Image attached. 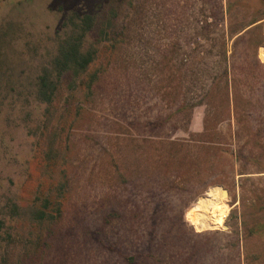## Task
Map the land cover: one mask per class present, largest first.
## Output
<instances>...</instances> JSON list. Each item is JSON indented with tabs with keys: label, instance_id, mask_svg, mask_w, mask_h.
I'll return each instance as SVG.
<instances>
[{
	"label": "rangeland",
	"instance_id": "374dc122",
	"mask_svg": "<svg viewBox=\"0 0 264 264\" xmlns=\"http://www.w3.org/2000/svg\"><path fill=\"white\" fill-rule=\"evenodd\" d=\"M83 13L92 61L36 102ZM0 34L20 80L0 88L17 96L0 103V264H264L262 0H0Z\"/></svg>",
	"mask_w": 264,
	"mask_h": 264
},
{
	"label": "trees",
	"instance_id": "16d2710c",
	"mask_svg": "<svg viewBox=\"0 0 264 264\" xmlns=\"http://www.w3.org/2000/svg\"><path fill=\"white\" fill-rule=\"evenodd\" d=\"M262 1L264 2V0ZM67 21L68 24H63L62 26L63 28L67 27L68 31L57 41L54 56L33 80L32 87L34 91L32 97L34 98L33 100H37L36 102L44 104L51 103L56 95L58 85L64 77L66 75L70 76L67 83L75 84V77L83 73L93 59V50L89 47L83 49L82 40L91 31L95 22L94 17L88 13L81 15L75 14L74 16L68 17ZM3 36L4 34H0L1 39ZM6 55L7 50L0 43V88L13 87V85L20 81L17 77L10 74L12 66L2 59ZM88 78L86 83L87 89L91 88L95 79L93 74ZM16 99V95L7 97L6 93H0V103L4 105L6 103L10 105ZM9 210L11 216L16 215L17 210L15 204ZM30 215L35 220L42 219L46 216L45 212L39 209L31 210ZM3 225L4 221L0 218V235L10 240V232Z\"/></svg>",
	"mask_w": 264,
	"mask_h": 264
},
{
	"label": "bare ground",
	"instance_id": "6f19581e",
	"mask_svg": "<svg viewBox=\"0 0 264 264\" xmlns=\"http://www.w3.org/2000/svg\"><path fill=\"white\" fill-rule=\"evenodd\" d=\"M224 192H225V190H224ZM225 209H226V207L223 204L219 205L215 209H213V211L211 212V214L208 217V223L209 224L212 222L221 223L223 221V218H224L225 213H226Z\"/></svg>",
	"mask_w": 264,
	"mask_h": 264
},
{
	"label": "water",
	"instance_id": "95a60500",
	"mask_svg": "<svg viewBox=\"0 0 264 264\" xmlns=\"http://www.w3.org/2000/svg\"><path fill=\"white\" fill-rule=\"evenodd\" d=\"M226 192V191H225Z\"/></svg>",
	"mask_w": 264,
	"mask_h": 264
}]
</instances>
